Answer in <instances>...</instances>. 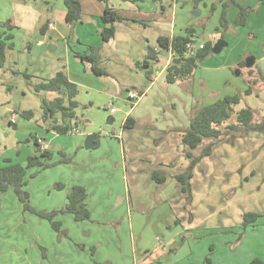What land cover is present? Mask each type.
Returning <instances> with one entry per match:
<instances>
[{
	"label": "rangeland",
	"instance_id": "rangeland-1",
	"mask_svg": "<svg viewBox=\"0 0 264 264\" xmlns=\"http://www.w3.org/2000/svg\"><path fill=\"white\" fill-rule=\"evenodd\" d=\"M58 1L0 0V16H11L14 5L25 8L35 6L43 14L37 23L38 27L50 19L57 31L67 37L73 50H84L86 45L90 47L89 42L93 43L94 40V22L82 24L81 20L68 26L63 20L62 10L57 9ZM250 1L246 5L237 1L241 6L253 10L244 26L234 25L238 10L230 4L225 12L227 27L222 29L220 15L223 3L227 0H205L196 6L193 0H154L153 11L161 17L155 16L156 23L148 26L145 31L148 34L145 40H149V46L157 44L158 36H169L173 30L174 35L185 36L186 31L191 29L196 45H214L218 40H223L227 43L226 47L220 53H211L199 62L184 84L172 85L166 82L165 73L157 75L165 62L161 59L165 50H160L159 62H154L152 67L140 66L129 70L126 65H134L132 58L143 54V51L131 52L126 59L104 45L98 66L108 73L106 76L98 75L90 80L85 76L81 64L78 67L72 65L71 78L81 84L77 86L78 94L75 98L78 103L77 125H73L74 131L58 134L57 138L42 128L41 124V100L45 99L47 92H36L34 87L48 80V75L52 74L51 60L60 63L64 59L63 41L59 35H49L44 39L45 46L39 48L36 46V35L39 32H28L15 40L17 51L13 56L14 63H10L11 55L7 54L5 65L0 70V166L16 163L25 166L27 158L36 154L33 138H44L51 149L49 152L52 158L49 163L52 165L42 171L27 169V185L24 189L29 195L30 206L37 212L61 211L66 203L67 190L71 188L70 183L76 180L83 184L86 191L90 218L75 222L70 214H57L55 220L60 223V229L66 236L60 235L47 220L24 211L14 191L7 190L0 194V264H127L132 248L140 240V231H136L135 224L134 228L129 229V224L140 214L137 208L125 202L127 189H131L132 165L128 158L129 136H125L130 129L121 127L123 112L120 109L124 106L121 93L130 84L143 90V86L149 82L145 72L150 70L153 77L158 78L154 81L152 92L138 103L139 107L149 100L156 106L164 104L161 96L172 93V90H179L185 95L193 94L200 104L197 106L195 103L196 111L200 106L212 104L225 96H238L240 101L233 106L231 118L220 128L225 131L227 125L234 124L236 112L242 108H250L254 112V121L260 123L264 119V8L260 7L257 13L258 9ZM146 7L151 6L146 3ZM195 10L199 11L198 16L193 15ZM126 24L130 26L125 19L113 25L114 30L116 26L125 29L119 31L115 43L119 38L129 41L130 36H143L139 30L124 28ZM250 56L254 57L255 64L249 72L245 66L240 67L239 63ZM82 64L87 68V63ZM121 66L128 76L123 77L120 73ZM40 70L43 72L40 73ZM236 70L239 75H235ZM141 81L145 84L141 85ZM86 84H90L94 90L109 86L114 92L112 96L119 94L117 99L111 100L113 108L120 111L112 116L114 121L111 124L107 123L109 113L103 107L106 98L94 95L92 99V93H87L83 87ZM174 99L179 101L178 98ZM91 100L92 105L89 103ZM25 111H30L32 117L24 118L22 113ZM12 114L17 123L16 128L7 123ZM89 135L96 136L97 146L86 150L84 142ZM14 141L19 143L14 144ZM119 144H124L125 164L123 157L118 158V153L112 152ZM206 148H210L209 155L205 156V164H210L211 168L207 183L211 198L209 202L205 198L199 199L197 204L209 214L216 213L210 220L214 229L206 231L204 236L202 234L195 240L182 241L178 238L164 264H183L184 259L171 262V259H179L182 246L186 250L190 244L193 250L197 248L202 251V245L208 242L212 246H207L205 253L211 264H242L244 247L248 249L250 262L255 259L264 262V132L234 133L218 140L203 139L194 150L198 154L197 158L202 156ZM200 161L195 162L194 167L202 175L200 170L204 169L205 164H201L200 168ZM161 178H164L161 172H153L151 175L157 184L162 183ZM159 179L162 181L159 182ZM57 182L64 184L66 189H57ZM207 185H195L194 188L203 190ZM165 187H168V183ZM186 202L190 200L186 199ZM245 213L261 215L256 224L246 227L247 236L246 228L242 225ZM151 216L152 212L147 213L144 219ZM170 225L173 228L174 223ZM200 231L203 233L204 230ZM158 232L154 227L150 234L153 233L157 240H161ZM235 240L243 241V248H238V260L229 257V244ZM139 253L143 254L137 248V257Z\"/></svg>",
	"mask_w": 264,
	"mask_h": 264
},
{
	"label": "crops",
	"instance_id": "crops-1",
	"mask_svg": "<svg viewBox=\"0 0 264 264\" xmlns=\"http://www.w3.org/2000/svg\"><path fill=\"white\" fill-rule=\"evenodd\" d=\"M59 1L61 2L59 3ZM59 1L57 9L60 8L59 10H62L63 20L66 23L64 18L66 12L64 1ZM77 1L81 6L82 24L94 22V40L93 43L89 42V45H91L90 47L86 45L84 50H73V48L69 46V40H66L67 37L61 34L60 31H57V28H55L56 26L53 24L52 20L47 19L41 27L37 26V23L41 20L43 14L40 10L35 8V6L25 8L23 6L14 5L13 14L11 16H0V33L2 31L1 26L8 21L15 27L11 33L13 36V49L7 50L8 53L6 52V58L7 54L11 55L10 63H14L13 56L17 51L15 40L17 38L19 39V36L28 32H39V35H36V46L39 48L45 46V37L49 35H59L63 41L64 59L61 61L59 60L60 63H58V60L57 62L54 61L59 66L55 65L53 60H51L52 62L50 65L52 68V74L48 75V79L52 78L58 71H62L67 76L68 80L76 86L81 84L75 78H71L70 70L72 65L74 67H78V65L81 64L85 76L90 80H92L94 76L98 77V75L94 74L92 71L90 64L81 60L79 57L81 55L89 54L90 48L92 47L99 49V64L101 61L100 53L102 52L101 50L104 45L111 48L114 54L124 56L126 59L129 58L131 52L138 53L139 51H143V54H134L135 56L132 58L134 60V65H131V63L126 65L129 70L133 68L138 69L144 62H147V68L152 67L154 62H159L158 54L162 49L159 48L157 44L149 46V40H145L148 35L145 33L148 26H154L156 23L155 16H158L159 18L161 17L160 14L153 11V9H155L154 0H107V4L111 9L130 23V26L126 24L124 28L139 30L143 33V36L138 38L130 36L129 39L131 40L129 41L119 38L116 43L115 38L118 36L119 31H125V29H121V27L119 28L116 26L114 36L106 43L102 42L99 37L98 32L102 28L101 17L105 9L104 2L98 0ZM237 1L242 5H246L249 0ZM44 3L46 2L44 1ZM146 3H148L151 7H146ZM249 3L253 4V6L258 9L257 13H259L260 7L264 8V6L258 4L256 0H252ZM53 8H51L52 11H54ZM95 19L97 21H95ZM68 26H70V24H68ZM174 32L175 31L173 30L169 37L176 36L174 35ZM192 36L194 38V34H192ZM158 37H156V39ZM147 49H150L153 53H155L154 59H147ZM165 51L166 53H164L161 58L165 62L157 75L165 73V69L173 61V59H175V55L171 50ZM84 62L87 63V68L82 64ZM39 67H42V64H39ZM40 71V73L43 72V70ZM104 73V76H106L107 72L105 71ZM120 73L124 75L123 77L128 76L126 71L123 70V66H121ZM145 73L149 82L148 84H145V82L142 83L141 81V85L145 84L143 86V90L136 88L137 86L133 84H130L131 86L126 87L124 93H121L124 104L122 109H120L123 112L121 125H123L126 118H130L134 121V126L128 130L127 133H125V136H129L127 139L128 158L130 160V164L132 165L131 189H127L128 191L126 193L127 196H125V202L133 205V208H137V211L140 214V216L135 218L133 223L129 224V229L134 228L135 224L136 231H140V240L138 245L132 248L131 254L127 258V264H164L170 252H172L174 243L177 242L178 238L182 241H189L195 240L202 234L204 236L206 231L214 227L210 220L214 218L213 216L216 213L209 214L202 208L201 205L197 204L199 199L205 198L206 200L208 199L207 202H209V198H211V192L207 185L209 182V175H211V168L210 164L208 166L207 163L205 164L207 157L201 160L198 164L200 168L201 164H205L204 169L200 170L202 171L203 177H201L202 175L199 173L197 167H193L192 169V177L189 180L190 202H186L187 195L180 191L179 184L176 180V176L183 174L190 164V158L186 156V149L188 148L182 144L181 134L182 131L188 127L190 118L196 112V110H194L195 103L197 102V106L200 105L198 100L193 96V94L185 95L179 90H172V93H169L166 96H161L163 102H165L164 104L156 106L152 100H149L139 107L138 103L148 97L149 93L152 92L154 88V81L158 78L153 77L150 70ZM186 81L187 80H178L172 85L184 84ZM83 87L87 89V93H92V99L94 95H100L101 98H106L105 105L103 106L104 110L107 109L109 117H111L112 121H114L112 116L119 110L113 108V102L111 100L113 98L117 99L119 94H114V96H112V93L114 92H112V89L109 86H106L105 89L102 90H94L90 84H86ZM166 90L169 92L168 89ZM130 91L137 93L138 96L136 97V101H134L135 99L128 98V93ZM57 97H59V95L56 92H47L45 99L51 101ZM174 97L178 98L179 101L175 100ZM89 103L92 105V100ZM127 105H129V107H127ZM110 109L115 110L113 113H110ZM7 123L8 126H12L13 128L17 127L13 114L8 119ZM41 124L42 128H45L47 132H50V134L55 136L54 138H57L56 136L58 133L53 129V125H62L60 113H55L52 116L47 115L45 120L42 118ZM70 126V130L73 129V123H71ZM121 136L123 138L124 134L122 133ZM36 138L38 142L37 149L48 152L51 150L50 146L44 142V138L40 139L39 136H36ZM18 143L19 141H14V144ZM194 150L195 149L191 150L189 153L192 156L197 157L198 154L195 153ZM112 152H117L118 158L123 157L125 164L124 144L122 146L119 144L118 148H113ZM153 172H161L164 174V178H161L163 179L162 183L157 184L151 179ZM167 183L168 187L166 188L165 184ZM57 184L61 183L57 182ZM61 185H63V189H66L64 184ZM195 185H207V187L203 190L197 187L196 190L194 188ZM70 186L84 187L82 183L76 182V180L71 181ZM69 190H67V193ZM87 201L88 199L86 198V203ZM150 212H152V216L144 219V215ZM171 222L174 223L173 228L170 225ZM154 227L160 231L158 233L161 235V240H157L154 237V231L152 235L150 234L151 229ZM171 230L172 232L169 233L168 231ZM200 230H204L203 233H201ZM245 235H248L247 228L245 229ZM242 242V240L239 242L235 240V242L229 244V246H231V253L229 254V257H234L236 260L239 259L240 255L238 253V248L242 247ZM207 246H210L209 248H211L212 245H209V242L208 244L204 243L202 245V251H199L197 248L193 250L190 244L186 250H183L182 246L179 251V259H171V262H178L179 260L184 259L183 264H186L187 262V264H192L194 261L196 264H201V261L203 262L202 264H211L210 262H206L207 258L205 251L207 250ZM137 248L140 252H143L142 255L139 253V258L136 255ZM243 250L244 253L241 255L242 264H249L250 260L247 247H244Z\"/></svg>",
	"mask_w": 264,
	"mask_h": 264
},
{
	"label": "trees",
	"instance_id": "trees-1",
	"mask_svg": "<svg viewBox=\"0 0 264 264\" xmlns=\"http://www.w3.org/2000/svg\"><path fill=\"white\" fill-rule=\"evenodd\" d=\"M65 6V21L68 24L76 23L82 20L81 6L77 0H63ZM105 4V9L101 17L102 29L99 31L102 42H108L114 36V24L124 22L125 19L114 12L107 4V0H98ZM205 0H193L194 5H198ZM258 4L264 6V0H256ZM234 5L238 12L234 19L235 26H244L246 20L253 12L252 9L241 6L236 0H227L223 3V10L220 15V27L225 29L227 27L226 8L228 5ZM255 11V10H254ZM108 25V26H107ZM0 33V68H3L6 62V51L13 49V36L12 30L15 29L10 22H6L1 26ZM191 29L186 31L185 36H160L157 38V45L164 50H171L175 55L174 60H180L179 64H174L173 61L165 69V80L169 84H173L178 80H187L190 78L197 67V64L203 61L211 54L213 45H202L201 49H197L190 56L184 57L185 45L194 42ZM147 59H154L155 53L147 49ZM81 60L90 64L92 71L96 75H105L99 68V49L92 47L90 53L87 55L79 56ZM143 68H147V62L143 63ZM239 66H244V62H240ZM250 72L251 69H248ZM35 91L40 92H56L59 97L51 101L46 99L41 100V108L43 110V119L46 116H52L55 113H60L62 125H53V129L58 134H66L70 131V124L77 125L76 109L78 103L75 98L78 94L77 86L70 82L67 76L58 71L52 78L41 81L35 85ZM248 93H250L248 91ZM238 96H225L212 104L202 105L189 120L188 127L182 131L181 141L182 144L189 150L196 149L203 139L213 138L220 139L222 136L234 135V133L247 134L252 132H264V119L260 123L254 121V112L250 108H242L235 115V123L226 126L223 131L220 127L225 124L232 115L233 106L239 103ZM24 118L32 117L30 111L23 112ZM134 126V121L126 118L123 122V129H131ZM33 143L36 147V154L27 158L25 166L18 163L6 166H0V194L5 193L7 190L12 189L16 194L18 200L23 205L24 211H29L36 214L39 218L47 220L52 229L60 235H65V232L60 229V223L55 220L59 213L71 214L75 222H83L89 220L90 212L87 208L86 198L87 194L83 187L73 186L66 195V203L64 208L57 212H37L29 204V195L25 191L27 185L26 173L29 168H36L38 171L44 170L52 165L49 163L52 154L48 151H40L37 149V138H33ZM97 146L95 141L94 147ZM210 148H206L202 156L192 157L189 152L186 156L190 158V164L183 174L176 177L179 183L180 191L187 195L186 199L190 200V185L189 180L192 177V169L194 163L200 161L201 158L208 156ZM65 163V162H64ZM162 181V180H158ZM57 189H63V185H56ZM261 215L255 213H245L243 215V227L252 226ZM264 217V214L262 215ZM209 263V260L206 259ZM249 264H264V262L257 259L251 261Z\"/></svg>",
	"mask_w": 264,
	"mask_h": 264
},
{
	"label": "water",
	"instance_id": "water-1",
	"mask_svg": "<svg viewBox=\"0 0 264 264\" xmlns=\"http://www.w3.org/2000/svg\"><path fill=\"white\" fill-rule=\"evenodd\" d=\"M200 13L199 11L195 10L193 11V15L194 16H198ZM227 43L223 40H218L211 48V53L216 55L218 53L221 52V50L226 47ZM180 60H174L173 63L174 64H179ZM255 63V59L254 57L250 56L248 58L245 59L244 61V66L247 68V69H250L253 67ZM235 75H239V71L236 70L235 71ZM107 123L108 124H111L112 123V118L111 117H108L107 118ZM95 139H96V136L95 135H89L86 139H85V142H84V148L86 150L88 149H91L94 147V142H95Z\"/></svg>",
	"mask_w": 264,
	"mask_h": 264
},
{
	"label": "built area",
	"instance_id": "built-area-1",
	"mask_svg": "<svg viewBox=\"0 0 264 264\" xmlns=\"http://www.w3.org/2000/svg\"><path fill=\"white\" fill-rule=\"evenodd\" d=\"M202 47H203L202 44L196 45L195 42L187 43L185 45L184 57L190 56L194 51H196L197 49H201ZM137 96H138L137 93H135L133 91H130L128 93V98L129 99H136ZM113 112H114V110L110 109V113H113ZM74 130L75 129H71L70 131H74Z\"/></svg>",
	"mask_w": 264,
	"mask_h": 264
}]
</instances>
